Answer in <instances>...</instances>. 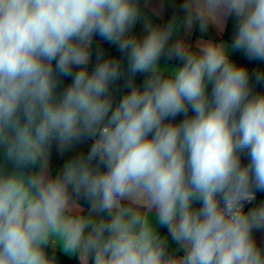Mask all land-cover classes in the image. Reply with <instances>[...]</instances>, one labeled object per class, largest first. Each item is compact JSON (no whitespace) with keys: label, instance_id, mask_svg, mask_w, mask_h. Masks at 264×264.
Instances as JSON below:
<instances>
[{"label":"clouds","instance_id":"clouds-1","mask_svg":"<svg viewBox=\"0 0 264 264\" xmlns=\"http://www.w3.org/2000/svg\"><path fill=\"white\" fill-rule=\"evenodd\" d=\"M179 9L153 25L142 0H0V264H264V70L230 59L264 62V0ZM229 18L230 42L173 39ZM83 141L52 175L53 147Z\"/></svg>","mask_w":264,"mask_h":264},{"label":"crops","instance_id":"crops-1","mask_svg":"<svg viewBox=\"0 0 264 264\" xmlns=\"http://www.w3.org/2000/svg\"><path fill=\"white\" fill-rule=\"evenodd\" d=\"M182 2L183 0H147V5L143 6V0H142V8H143V12L145 13V15L151 19V22L153 25H164L171 19L173 15L178 16L180 19L183 18V13L179 9V6ZM228 20L225 22L223 30L210 25L207 33H201L199 31L198 25H195L190 32L187 29L180 28L176 36L173 37V39L178 37L179 39L184 41L189 46H195L200 40H208V39H212L216 42H223V41L230 42L231 39L226 38L224 36V32H225ZM132 31L137 36H143L145 34L143 20L138 21ZM162 63H167L169 65L176 64V63L166 61V60H162ZM91 143L92 141H83V142L76 143L68 151L64 152L63 154L57 153L55 146H54L52 150L51 158H50V169L49 170L51 174L56 175L61 170L63 164L68 159L72 158L73 156L80 155L81 149L83 148L90 149ZM260 199H264V198L257 197V200H260ZM249 207H251V205ZM159 231L161 232V234H164L167 230L161 227L159 228ZM255 236H256L258 244L264 245V233L257 232ZM170 245H171V248H175L174 243H172L171 241H170ZM68 257L75 258L79 264L78 257L76 256H68Z\"/></svg>","mask_w":264,"mask_h":264},{"label":"trees","instance_id":"trees-1","mask_svg":"<svg viewBox=\"0 0 264 264\" xmlns=\"http://www.w3.org/2000/svg\"><path fill=\"white\" fill-rule=\"evenodd\" d=\"M234 22H235L234 18H229L225 32H224V36L226 38L231 39V37L233 35ZM93 48H94V50L100 49L102 51V55L104 58L111 57L113 59H119L121 61L122 65L126 69L127 58L122 53H120V51L118 50V48L116 46L111 45L106 41H102V39L100 37H96V43H94ZM230 59H232V61L237 63V64L246 65L250 71L255 69V68H260L261 70H264V62L248 60L244 56V54L238 50H234L231 52ZM162 60H164V58H162ZM167 61H170V62H173L176 64L179 63V61H176V60H167ZM95 62H96V57L94 54L92 57V61L88 66L89 71H91L93 69ZM147 76H148L147 73H138L134 77L133 83L137 86L142 87L143 81L146 79ZM68 83H70V78L64 79L62 86H66ZM127 90L128 89L126 87V77L121 78L119 81H117L113 85V94H114V97L116 98L117 101L119 100L120 96H122ZM255 91L264 92V83L255 84ZM181 118L182 117H177V120H179ZM89 150L90 149L83 148V149H81L80 154L86 155ZM242 162H244V163L247 162L246 156L242 157ZM257 197L264 198V193H258ZM195 206L198 207L199 205H195ZM49 251L51 252V249H49ZM56 256L58 259V263H60V264H78V262L75 258L68 257L60 251L56 252Z\"/></svg>","mask_w":264,"mask_h":264},{"label":"built area","instance_id":"built-area-1","mask_svg":"<svg viewBox=\"0 0 264 264\" xmlns=\"http://www.w3.org/2000/svg\"><path fill=\"white\" fill-rule=\"evenodd\" d=\"M250 205H247L246 207H249Z\"/></svg>","mask_w":264,"mask_h":264}]
</instances>
